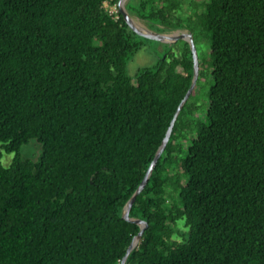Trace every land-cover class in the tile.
<instances>
[{"label":"trees","instance_id":"trees-1","mask_svg":"<svg viewBox=\"0 0 264 264\" xmlns=\"http://www.w3.org/2000/svg\"><path fill=\"white\" fill-rule=\"evenodd\" d=\"M104 1L0 0V264H120L141 229L123 208L194 61L186 42L130 75L144 41ZM180 4L137 14L210 39L209 105L181 108L129 212L147 226L125 264H264V0L193 1L185 25ZM31 138L37 160L20 155Z\"/></svg>","mask_w":264,"mask_h":264},{"label":"rangeland","instance_id":"rangeland-1","mask_svg":"<svg viewBox=\"0 0 264 264\" xmlns=\"http://www.w3.org/2000/svg\"><path fill=\"white\" fill-rule=\"evenodd\" d=\"M165 1V0H164ZM169 0H166L164 3L161 0H127L126 8L129 10V13L136 19L138 23L147 27L148 29L161 32L162 28H166L164 25H161L159 22L161 20L160 15L153 17L150 20L141 18L138 16V11H143L142 4H145V10L147 13L149 11L157 10L163 4H167ZM193 1H203V0H179L181 2V6L177 8L176 15L181 18L182 24H187L188 17L192 14H195L197 11L192 6L191 3ZM185 28V27H183ZM180 29V28H179ZM188 31L186 29H181L178 31L174 30H165L164 32H168L169 35L174 39L172 41L160 40L158 38L150 37V36H142V40L144 44L141 48L130 57L128 61L127 70L130 75L134 76L135 73L144 66L153 65L161 58H165L170 61L172 57L182 58L184 55V51L186 49V40L183 38H178L179 33L182 31ZM194 42L197 48L199 61L202 63L203 75L199 79L197 88L192 92L189 97V102L194 103L197 106V111L199 114H204V111L208 108L209 105V92L210 87L213 83V77L211 74V68L209 64V47H210V39L205 36V38H200L195 36ZM195 119L194 116H189L188 121H193ZM43 151L42 143L37 138H31L27 143L23 144L20 149V155L23 158H32L37 160ZM15 157V152H6L3 150V155L1 158V162L3 165L8 166L12 163ZM176 167V166H175ZM179 224L176 227L178 232L180 233V237L188 236L189 228L184 225V220L181 219L178 221Z\"/></svg>","mask_w":264,"mask_h":264},{"label":"water","instance_id":"water-1","mask_svg":"<svg viewBox=\"0 0 264 264\" xmlns=\"http://www.w3.org/2000/svg\"><path fill=\"white\" fill-rule=\"evenodd\" d=\"M126 1L127 0H120L119 1V4H118V10L122 13L125 21L127 22V24L136 32H138L139 34L141 35H145V36H150V37H154V38H158L160 40H166V41H172L174 40L171 35H169V33L167 32H164V31H161V32H155V31H152L150 29H148L147 27L141 25L140 23H138L136 21V19L129 13V10L126 8ZM178 30H181V28H177V29H174V31H178ZM183 30V29H182ZM179 37L181 38H184V37H187L188 41H189V44H190V47H191V50H192V56H193V61H194V72H193V78H192V82L187 90V92L185 93L184 97L182 98L181 102L179 103L175 113H174V116L171 120V123L168 127V130L166 132V135L160 145V147L158 148L157 152H156V155L154 157V159L152 160L151 164L149 165L145 175H144V178L142 179L141 183L139 184V186L137 187V189L134 191V193L131 195V197L127 200V202L125 203L124 205V208H123V217L128 219V220H131V221H135L137 223H140L141 224V229L139 231V233L134 236L132 242L130 243L125 255L123 256L122 260H121V263L120 264H125L126 263V260L130 254V252L133 250V248L138 244V242L140 241L141 237H142V234H143V231L145 229V227L147 226V222L140 219V218H137V217H129V212L131 210V207L133 205V203L135 202L136 200V197L137 195L141 192V190L144 188V186L146 185L152 171H153V168L154 166L156 165V162L158 161L162 151L164 150L165 146H166V143L168 141V139L170 138V135H171V132L173 130V126H174V123L179 115V112L181 110V108L183 107V105L185 104V102L187 101V99L190 97L196 83H197V80H198V76H199V70H200V62H199V56H198V52H197V48H196V45H195V42H194V37H193V34L192 32H190L189 30L188 31H182L181 33H179ZM177 39V38H176ZM138 240V242L136 241Z\"/></svg>","mask_w":264,"mask_h":264},{"label":"built area","instance_id":"built-area-1","mask_svg":"<svg viewBox=\"0 0 264 264\" xmlns=\"http://www.w3.org/2000/svg\"><path fill=\"white\" fill-rule=\"evenodd\" d=\"M104 5L109 10L110 13H117L118 11V4H111L108 0L104 1Z\"/></svg>","mask_w":264,"mask_h":264},{"label":"flooded vegetation","instance_id":"flooded-vegetation-1","mask_svg":"<svg viewBox=\"0 0 264 264\" xmlns=\"http://www.w3.org/2000/svg\"><path fill=\"white\" fill-rule=\"evenodd\" d=\"M168 29H169V28H168ZM168 29H167V30H168ZM176 29H177V28H176ZM181 29H186V30H189L188 28H181ZM170 30H174V29H169V31H170ZM189 31H190V30H189ZM190 32H191V31H190ZM192 34H193V33H192ZM180 38H181V37H179V35H178V38H177V39H180ZM175 39H176V38H175ZM177 39H176V40H177ZM183 39H185V40H186V42H188V43H189V41L187 40V39H188L187 37H184ZM189 46H190V44H189Z\"/></svg>","mask_w":264,"mask_h":264},{"label":"bare ground","instance_id":"bare-ground-1","mask_svg":"<svg viewBox=\"0 0 264 264\" xmlns=\"http://www.w3.org/2000/svg\"><path fill=\"white\" fill-rule=\"evenodd\" d=\"M138 242V240H136Z\"/></svg>","mask_w":264,"mask_h":264}]
</instances>
